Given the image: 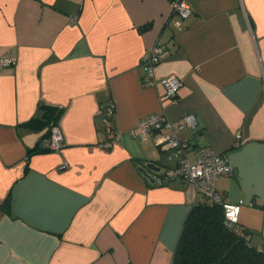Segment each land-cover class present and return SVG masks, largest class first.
I'll return each instance as SVG.
<instances>
[{"label":"crops","instance_id":"crops-1","mask_svg":"<svg viewBox=\"0 0 264 264\" xmlns=\"http://www.w3.org/2000/svg\"><path fill=\"white\" fill-rule=\"evenodd\" d=\"M185 1L177 28L170 0H0V57L14 61L0 66V264H171L198 193L150 181L177 162L158 132L129 134L155 113L195 114L177 131L188 156L227 157L216 192L245 201L239 225L264 242V0ZM155 43L167 51L155 78L182 80L175 103L141 82ZM54 121L64 145L49 151Z\"/></svg>","mask_w":264,"mask_h":264},{"label":"built area","instance_id":"built-area-1","mask_svg":"<svg viewBox=\"0 0 264 264\" xmlns=\"http://www.w3.org/2000/svg\"><path fill=\"white\" fill-rule=\"evenodd\" d=\"M171 6V23L181 28L183 26V20L190 14V5L185 0H170ZM166 49L158 43L152 45L141 57L142 76L141 82L147 86H156V83H161L164 86L165 92L161 96L164 100L170 102H177L178 88L182 85V80L176 75H166L162 78H155L153 68L155 64L165 56ZM14 61L9 56L0 57V66H7L13 64ZM106 116H111L114 113V105L109 102L105 108ZM107 118H105L106 120ZM137 126L129 131L130 135H133L141 140L146 139L152 132H158L156 137V143L162 150H172V153L177 157V162L170 168H164L162 175L154 176L153 180L156 183H161L162 178H185L196 186L198 198H209L210 200L222 205L223 216L225 224L230 228H235L236 231H240L239 225V213L244 206L245 201L239 199L237 201L227 202L221 199L220 194L216 192V182L220 175H231L233 167L229 163L227 157L221 153H216L210 146H199L195 148L194 161H191L189 149L191 145V139L188 137H179L177 131L181 128H195L198 121L195 114L187 113L180 118V120L172 121L164 114L155 113L143 116L137 122ZM165 130V132L163 131ZM120 135L114 134V140ZM60 126L57 123L49 125L47 137L43 138V147L49 151H57L64 145V138ZM237 134L235 143H238ZM112 140L108 141L105 145L110 146ZM252 205V203H249Z\"/></svg>","mask_w":264,"mask_h":264},{"label":"trees","instance_id":"trees-1","mask_svg":"<svg viewBox=\"0 0 264 264\" xmlns=\"http://www.w3.org/2000/svg\"><path fill=\"white\" fill-rule=\"evenodd\" d=\"M107 127L113 128L110 119ZM250 232L228 227L222 205L199 197L185 216L171 264H264V242Z\"/></svg>","mask_w":264,"mask_h":264},{"label":"water","instance_id":"water-1","mask_svg":"<svg viewBox=\"0 0 264 264\" xmlns=\"http://www.w3.org/2000/svg\"><path fill=\"white\" fill-rule=\"evenodd\" d=\"M146 167L151 169V170H155V171L159 170V166H155V164L152 162L147 163ZM139 169H140V171L144 172L145 175H147V176L149 175L148 173H146V171L143 168H139ZM149 179H150V181H153L152 177H149Z\"/></svg>","mask_w":264,"mask_h":264}]
</instances>
